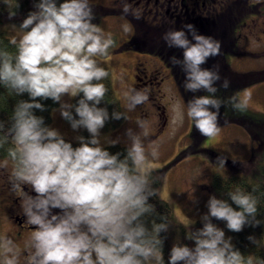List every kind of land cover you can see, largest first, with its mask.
Listing matches in <instances>:
<instances>
[{
    "label": "clouds",
    "instance_id": "clouds-1",
    "mask_svg": "<svg viewBox=\"0 0 264 264\" xmlns=\"http://www.w3.org/2000/svg\"><path fill=\"white\" fill-rule=\"evenodd\" d=\"M33 9L19 24V41H11L17 46L16 55L0 50V85L18 96H28L16 104L11 127L0 137V147L9 137L15 145L8 151L16 164L12 176L35 193H24L21 204L26 222L35 226L25 264H165L166 237L161 233L168 232L169 224L154 223L150 231L142 219L154 212L149 199L156 195L151 170L145 167L148 157L143 139L150 134L147 121H136L138 133L126 130L131 145L123 158L120 152L110 153L99 146L106 123L127 118L100 106L108 89L99 81L108 73L94 58L107 55L113 40L92 23L95 16L89 0H35ZM130 9L131 5L123 4L125 14ZM134 15L139 18L138 12ZM185 29L169 31L164 38L169 47L183 50L182 60H171L185 74L184 89L209 94L193 95L187 103V116L202 135L213 137L220 131L218 116L224 103L216 97L221 77L201 65L219 55L220 43L198 34L193 25H185ZM220 86L227 89L229 81L225 79ZM69 94L79 97L75 104L63 101ZM251 95L246 90L242 98L232 96L228 103L243 113ZM49 99L58 104L61 118L72 130L88 133L77 137L78 146L73 147L43 116L35 114L34 110H46L41 101ZM124 99L132 110L148 100V91L130 87ZM151 156L155 158L157 152L153 150ZM218 161L223 167L225 161ZM7 164L0 162V168ZM13 186L19 188L20 184ZM229 198L236 208L214 195L209 197L207 213L201 216L203 227L186 236L194 246L174 244L167 264H253L212 218L236 233L245 226H259L257 200L239 190L229 193ZM54 209L59 212L53 213ZM247 239L257 242L251 235ZM0 249L3 264H19L21 253L12 239L0 238Z\"/></svg>",
    "mask_w": 264,
    "mask_h": 264
},
{
    "label": "rangeland",
    "instance_id": "rangeland-1",
    "mask_svg": "<svg viewBox=\"0 0 264 264\" xmlns=\"http://www.w3.org/2000/svg\"><path fill=\"white\" fill-rule=\"evenodd\" d=\"M105 2V0H89V3L94 5L92 10L95 19L92 23L100 27L105 38L110 37L113 40L112 46L108 49L109 51L121 40L125 31L122 18L117 16L107 17L103 14L102 10L104 8L98 4ZM16 3L17 0H12L9 4L13 6ZM31 9L34 10L33 7ZM260 12L261 14L254 17V21L256 25L262 27L264 25V8H261ZM22 20L7 13L3 16L2 30L6 32L10 39H16L17 42L22 35L19 29ZM112 33L119 34L118 41H116V35H112ZM239 49L247 50L248 53H238L233 58V72L264 68V32L255 29L252 35L247 34L246 40L239 46ZM94 59H96L98 66L103 65L110 69L113 91L119 100L124 116L127 117L122 119L120 124L112 127L105 126L101 130L99 146L103 147L106 144L113 143V141H118L119 144L129 148L131 141L126 135V130L132 129L138 133L140 129L136 121L138 119L147 121L150 134L143 139L148 157L145 167L150 170H162L158 189L159 196L169 203L174 216L186 225L188 234L191 230L194 231L203 227L201 216L207 213L206 204L209 197L214 195L220 199V194L212 182L213 176L218 172L221 174L227 173L232 168L231 160L241 162L240 166H245L247 161L255 164L262 158V151L253 150L255 142L244 127L235 122L220 123L218 124L220 129L218 135L213 137L204 136L201 140L194 142L191 133L193 122L187 116L185 92L184 94L181 93L172 84L159 87L158 89L161 92L159 98L161 100L154 99L158 105H165L164 116L166 119L163 124L161 123L162 118L158 117V109L151 105L152 101L149 96V101L140 104L142 108L145 105V110L144 114L139 116L137 114V106L139 105L130 110L124 99V93L130 87L132 88V77L127 68L122 65L123 59L120 56H108V53ZM125 62L127 64L134 63L133 54L129 53ZM145 89L149 90L147 87L136 90L142 91ZM223 90L224 94L227 95V103L224 104L223 109H220L223 116L238 117L243 115L264 122V80L241 86L239 89ZM246 90H250L252 94L247 111L243 113L235 111L228 103L229 98L232 96L242 98ZM74 97L69 94L62 99L64 102L72 104ZM50 116V122L47 125L58 130L62 136L77 141V137L83 135L85 130L74 131L69 123L61 118L58 104L51 107ZM184 147L188 148V151L178 157V152ZM153 150L157 152L155 158L151 156ZM218 158L225 161L223 167L220 166ZM3 161H8L7 167L4 168L6 171L16 167L15 162L8 156H0V162ZM212 222L225 231L226 238L231 237L225 222L215 218H212ZM6 232L7 230L2 227L0 236L2 238L8 237ZM190 247L193 246L190 244ZM3 259V251L0 249V263L3 262ZM147 264H155V261H148Z\"/></svg>",
    "mask_w": 264,
    "mask_h": 264
},
{
    "label": "flooded vegetation",
    "instance_id": "flooded-vegetation-1",
    "mask_svg": "<svg viewBox=\"0 0 264 264\" xmlns=\"http://www.w3.org/2000/svg\"><path fill=\"white\" fill-rule=\"evenodd\" d=\"M99 3L107 17H120L128 31L123 39L108 51V56H120L122 65L132 77V88H149L148 96L151 105L158 109V117L165 122V105H158L160 89L172 84L184 94L185 74L179 65H174L171 58H183V50L169 47L165 34L169 31L186 30L185 25H193L198 34L212 37L220 43L219 55L211 57L201 65L204 69L218 73L232 72V60L238 53L246 54L247 50L239 49L246 35H252L255 29L264 32V25H256L254 17L261 14L263 0H105ZM131 5L130 12H123V4ZM139 13L136 18L134 13ZM115 31V30H112ZM116 41L119 39L118 33ZM249 37V36H248ZM189 39L191 37L189 36ZM129 53L134 56V63L125 62ZM132 71V73H131ZM217 82L216 87H221ZM232 83H229V86ZM191 93V92H190ZM156 94V95H154ZM191 96L194 93L190 94ZM186 98V97H185ZM154 99H156L154 101ZM192 99V97H191ZM161 100V99H160ZM149 101V100H148ZM145 108V105H143ZM142 105L137 106V114H144ZM185 148V147H184ZM12 170L0 168V234L2 227L21 253L19 264H25L35 226L26 222L21 207L24 193L35 195L28 184L16 181ZM14 184H20L14 188ZM59 212L54 209L53 213ZM0 238H2L0 236ZM0 264H3L1 262Z\"/></svg>",
    "mask_w": 264,
    "mask_h": 264
},
{
    "label": "trees",
    "instance_id": "trees-1",
    "mask_svg": "<svg viewBox=\"0 0 264 264\" xmlns=\"http://www.w3.org/2000/svg\"><path fill=\"white\" fill-rule=\"evenodd\" d=\"M12 0H0V50H4L12 54L13 56L17 53V46L11 43L12 39H10L4 30H2L1 25L3 22V16L4 14H10L12 15L15 13L14 16H17L19 19H24L25 16L28 14L29 11H31L33 7V3L35 0H17V3L15 5H10L9 3ZM57 2H62V0H57ZM91 5V4H90ZM94 5H91L93 9ZM99 67L105 69L108 73L107 78L99 81V83H103L105 87L108 89L101 107H107L109 113L111 114L113 111L120 112L124 115V112L122 111L119 100L117 96L115 95L112 84H111V73L110 69L107 66L99 65ZM233 74V75H232ZM221 80L220 82L223 83L225 79L229 81V83H232L228 89H239L241 86L244 85H250L254 84L258 81L264 80V68L261 69H253L248 71H232L230 72H222L219 73ZM218 91L216 93V97L221 99L224 103L222 104L220 109H223V106L225 103H227V95L224 94V88L223 87H217ZM190 92L185 91V97L188 101L191 100ZM82 95V94H81ZM194 95L200 96V95H209L207 92L200 91L195 93ZM28 96L27 94H24L23 96L16 95L13 91L10 89L4 87L3 85H0V125H3V131H0V137L4 135L5 132H7L8 128L11 127L12 124V116L13 111L16 106V104L20 100H27ZM79 99L78 96H75L73 98L72 104H75L76 100ZM45 104L46 110L43 112H40L38 110H34L35 114L38 116H43L45 123L48 124L50 122V109L52 106L56 105L53 103L52 100H46L41 101ZM264 115V114H263ZM121 120H110L106 123L105 126L112 127L120 124ZM223 122H235L239 124L240 126L244 127V129L249 133L252 140L255 142L253 150H261L262 151V158L260 161H257L255 164H252L251 161L245 164V166H240L241 162L236 161H230L232 164V168L224 174H221L220 172L216 173L213 176L212 182L217 190V192L220 194V199H223L227 201L229 204L232 205L233 208H236L234 204H232V201L229 198V193L236 192L237 190L244 192L245 194H252L256 200H257V215L256 219L260 221L259 226L251 227V226H245L244 229L239 232H230V235L232 237L231 242L235 246L236 249H238L245 260L251 259L253 261V264H259L260 260H264V122L263 121H256L251 117L246 116H238V117H232L227 115H222L221 110H219V116H218V124ZM191 133L194 137V142H197L201 140L204 135H202L194 126L191 128ZM83 135L85 137L88 136V133L86 131L83 132ZM63 138L71 142L73 144V147L78 146V141L71 140L69 138H66L63 136ZM14 142L11 140V137L8 138L7 143L3 144L2 147H0V156H8V151L11 148H14ZM102 148L108 150L110 153H117L120 152L122 154L121 158H123V155H126V151L128 147L116 143L115 146H113V143L106 144ZM204 150L203 148H200ZM186 151H188V148L181 149L178 153V157L183 155ZM181 152V153H180ZM229 161V160H227ZM161 172L157 170H151V176L150 179L154 180L155 183L153 184V187L156 189V195L151 197L149 199V203L154 205V212L151 214L146 215L145 217H142V219L145 221L146 226L149 228V230H152L154 223H161V222H167L169 224V230L167 233H161L162 237H166L164 240V246H163V254H164V260L165 264H167L168 255L170 248L174 244H186L190 247V244L194 246V243L190 240L186 239V236L188 235L187 227L186 225L179 221L173 213L172 207L169 205V203L161 198L158 194V189L160 185V177ZM162 217L165 218L162 220ZM251 235L254 236L256 239V243H251L247 237Z\"/></svg>",
    "mask_w": 264,
    "mask_h": 264
}]
</instances>
